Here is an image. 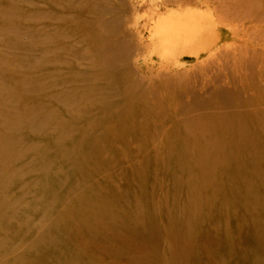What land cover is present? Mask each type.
<instances>
[{"label":"rangeland","instance_id":"374dc122","mask_svg":"<svg viewBox=\"0 0 264 264\" xmlns=\"http://www.w3.org/2000/svg\"><path fill=\"white\" fill-rule=\"evenodd\" d=\"M157 7L150 0H0V264H50L55 252L103 244L87 219L112 229L105 213L114 211L129 223L136 201L177 172L181 143L157 121L164 115L121 95L126 56L142 75L155 58L131 49L136 18ZM217 8L229 18L263 14L264 0H218ZM142 20L147 31L151 23ZM126 28L134 33L129 44ZM103 54L112 64L100 63Z\"/></svg>","mask_w":264,"mask_h":264},{"label":"bare ground","instance_id":"6f19581e","mask_svg":"<svg viewBox=\"0 0 264 264\" xmlns=\"http://www.w3.org/2000/svg\"><path fill=\"white\" fill-rule=\"evenodd\" d=\"M150 1L161 11L136 18L131 50L155 58L142 75L126 56L121 95L164 115L156 120L172 127L181 143L177 172L167 187L160 182L147 201H136L129 223L114 211L105 213L112 229L87 219L88 229L105 237L103 244L55 252L48 261L264 264V13L229 18L219 14L218 0ZM142 19L151 23L147 31ZM124 34L129 44L134 33L126 28ZM94 36L87 43L94 44ZM102 39L100 53L107 43ZM99 61L112 64L105 54ZM63 241H70L69 233Z\"/></svg>","mask_w":264,"mask_h":264}]
</instances>
